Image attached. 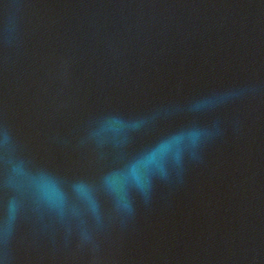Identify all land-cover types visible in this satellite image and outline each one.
<instances>
[{"label": "water", "instance_id": "95a60500", "mask_svg": "<svg viewBox=\"0 0 264 264\" xmlns=\"http://www.w3.org/2000/svg\"><path fill=\"white\" fill-rule=\"evenodd\" d=\"M0 264H264V0H0Z\"/></svg>", "mask_w": 264, "mask_h": 264}]
</instances>
